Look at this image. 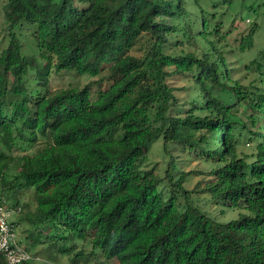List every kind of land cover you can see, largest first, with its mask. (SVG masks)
I'll return each instance as SVG.
<instances>
[{
	"label": "trees",
	"instance_id": "obj_1",
	"mask_svg": "<svg viewBox=\"0 0 264 264\" xmlns=\"http://www.w3.org/2000/svg\"><path fill=\"white\" fill-rule=\"evenodd\" d=\"M201 3L5 0L0 203L21 210L19 190H32L35 207L23 218L33 229L28 250L47 243L50 255L72 264H264V64L262 87L233 80L208 38L220 35L214 13ZM23 26L30 56L16 33ZM179 35L194 50L166 53ZM137 45L139 56L131 54ZM52 72L98 78L51 90ZM176 75L198 93L185 109L168 83ZM158 138L165 149L189 142L218 166L197 193L239 210L236 219L221 224L195 206L188 173L175 178L170 164L160 177L143 167ZM38 141L7 180L6 151Z\"/></svg>",
	"mask_w": 264,
	"mask_h": 264
},
{
	"label": "rangeland",
	"instance_id": "obj_2",
	"mask_svg": "<svg viewBox=\"0 0 264 264\" xmlns=\"http://www.w3.org/2000/svg\"><path fill=\"white\" fill-rule=\"evenodd\" d=\"M205 9L213 14V21H216L217 28L220 31L219 36L208 37L217 49L224 53L229 67L232 69V79L238 80L239 83L249 86L257 85L262 87L259 82L260 68L259 64H264V4L260 0H234L229 7L224 3V0H201ZM5 0H0V49L6 46L7 30L3 17V4ZM23 44L24 55L30 56L33 54V43L31 40V31L28 27L23 26L16 30ZM250 37L251 44H245L246 38ZM187 38L179 35L171 38L174 44L170 49H166V53H180L181 51L194 50L192 45L187 43ZM178 44L183 41V45ZM139 45L135 46L131 54L135 56L141 55ZM34 77V75L32 76ZM98 77L89 78L86 76H78L75 73H51L49 75V87L51 90L65 88L70 85H78L80 88L86 84L97 80ZM169 85L174 87L175 96L178 98V104L182 109H185L184 104L195 98L198 93L195 90H189L190 82L188 78L182 76H173L168 80ZM103 87V85H102ZM105 87V85H104ZM243 107L235 106L238 114L243 113ZM185 111V110H182ZM248 112H244L243 117L246 118ZM258 124L251 125L252 131L256 130ZM38 141L30 146L24 145L12 151H6L9 157L8 165L5 170L6 179H10L17 174L19 170V158L23 155H30L35 150L41 147L43 143ZM248 142V141H247ZM3 150L2 147H0ZM239 150L247 152L249 150L248 143L246 146H240ZM172 165L174 170L173 176L178 178L182 173L187 174V180L184 183L185 189L190 192V201L197 206L204 214L210 216L218 223L224 224L238 217L239 210H231L223 204H218L211 200L208 192L203 188L208 183L209 179H214V176H209L211 171L218 166L215 163L206 161L200 154L197 147L189 142L169 143L167 148L164 147L162 138L153 141L146 153V160L143 167L152 169L160 177H164L169 167ZM18 206L21 207L19 213L13 212L11 219L17 227V241L28 250L29 245L33 242L30 233L33 229L23 220L27 211H32L35 207L33 194L31 189L19 190ZM13 205L15 202H10ZM16 211V210H15ZM29 253L38 259L31 260L29 264H72V260L67 256L50 252L47 249V243L39 244L34 249H29ZM87 251V250H86ZM52 252V251H51ZM86 264H94L91 260Z\"/></svg>",
	"mask_w": 264,
	"mask_h": 264
},
{
	"label": "built area",
	"instance_id": "obj_3",
	"mask_svg": "<svg viewBox=\"0 0 264 264\" xmlns=\"http://www.w3.org/2000/svg\"><path fill=\"white\" fill-rule=\"evenodd\" d=\"M19 211L20 208L15 211L6 203H0V264H26L38 259L17 241V227L11 216Z\"/></svg>",
	"mask_w": 264,
	"mask_h": 264
}]
</instances>
